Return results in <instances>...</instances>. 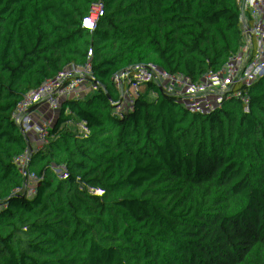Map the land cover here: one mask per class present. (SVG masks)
Segmentation results:
<instances>
[{"label":"trees","instance_id":"16d2710c","mask_svg":"<svg viewBox=\"0 0 264 264\" xmlns=\"http://www.w3.org/2000/svg\"><path fill=\"white\" fill-rule=\"evenodd\" d=\"M80 1L139 33L223 39L232 24L264 58V0ZM180 97L164 52L148 45L117 51L74 0H0V210L36 197L46 181L51 216L18 231L1 264H264L262 112L245 129L250 163L234 174L222 202L195 218L201 235L186 228L145 244L105 213L85 239L75 238L69 207L77 201L108 193L150 213L199 176L206 153L180 116ZM52 136L49 160H38Z\"/></svg>","mask_w":264,"mask_h":264},{"label":"built area","instance_id":"2783aa9c","mask_svg":"<svg viewBox=\"0 0 264 264\" xmlns=\"http://www.w3.org/2000/svg\"><path fill=\"white\" fill-rule=\"evenodd\" d=\"M74 3L88 25L111 34V45L117 51L148 45L167 55L181 84V97L174 103L194 136L196 150L203 145L206 153L204 161L199 160L201 170L195 181L183 187L175 199L160 202L150 213L137 205L123 204L108 193H94L72 204L69 212L75 238L85 239L95 217L105 213L130 227L145 244H163L186 228H195L201 235V224L195 218L204 217L222 202L234 174L252 159L245 129L255 113H264V58L251 47V39L236 35L232 24L223 39L204 32L139 33L122 27L112 15L96 16L80 0ZM260 134L264 138V131ZM56 146L55 137L46 138L36 152L37 159L48 161ZM42 187L36 197L23 198L0 210L3 240L12 241L18 231L51 220L45 211L46 181ZM43 213L48 215L43 218Z\"/></svg>","mask_w":264,"mask_h":264},{"label":"rangeland","instance_id":"374dc122","mask_svg":"<svg viewBox=\"0 0 264 264\" xmlns=\"http://www.w3.org/2000/svg\"><path fill=\"white\" fill-rule=\"evenodd\" d=\"M251 128H253L252 130L259 131L257 129V127H255L254 124H253V126ZM200 170L201 169H200V166H199V171ZM104 228H108V225L104 224ZM13 244H14L13 240L7 242V241L3 240V238L0 236V248L2 249V258L5 257L10 252V250L12 249Z\"/></svg>","mask_w":264,"mask_h":264},{"label":"water","instance_id":"95a60500","mask_svg":"<svg viewBox=\"0 0 264 264\" xmlns=\"http://www.w3.org/2000/svg\"><path fill=\"white\" fill-rule=\"evenodd\" d=\"M199 160H200V162H203L204 161V157L200 156Z\"/></svg>","mask_w":264,"mask_h":264},{"label":"snow or ice","instance_id":"6c2138e0","mask_svg":"<svg viewBox=\"0 0 264 264\" xmlns=\"http://www.w3.org/2000/svg\"><path fill=\"white\" fill-rule=\"evenodd\" d=\"M89 27H91V23H89V25H88Z\"/></svg>","mask_w":264,"mask_h":264}]
</instances>
